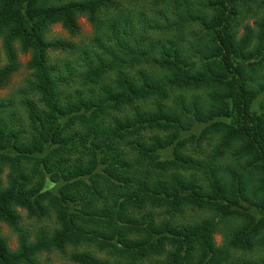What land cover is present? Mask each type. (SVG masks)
Returning a JSON list of instances; mask_svg holds the SVG:
<instances>
[{
  "label": "trees",
  "instance_id": "16d2710c",
  "mask_svg": "<svg viewBox=\"0 0 264 264\" xmlns=\"http://www.w3.org/2000/svg\"><path fill=\"white\" fill-rule=\"evenodd\" d=\"M185 2L174 13L204 35L191 62L119 0H0V90L30 55L25 83L0 99V224L20 243L10 250L0 228V264L52 252L74 264H264V0ZM82 16L103 56L52 60L78 57L50 34L77 35ZM19 208L53 227L30 240ZM187 212L197 219L176 223Z\"/></svg>",
  "mask_w": 264,
  "mask_h": 264
},
{
  "label": "rangeland",
  "instance_id": "374dc122",
  "mask_svg": "<svg viewBox=\"0 0 264 264\" xmlns=\"http://www.w3.org/2000/svg\"><path fill=\"white\" fill-rule=\"evenodd\" d=\"M118 1V0H117ZM123 2V8L131 13L133 20L135 21L136 15L139 14V11H144L145 16L149 18V21L152 23H158L160 25L158 27V36L162 37V40L165 43L169 42L170 39H176V42L179 44H183L187 55V61L191 62L190 59L197 60V56L192 58L193 52L197 48V40L201 39L203 34H200L197 31V22L194 21L193 18L188 17L186 19L181 20V15L174 13V10L181 9L182 6L186 7L188 5L185 0H131L129 4H127L124 0H119V4ZM253 7L256 8V5L253 4ZM136 12H135V10ZM263 17L262 13H253L249 14L247 18L243 21L242 27L240 28L239 34H245V25H249L252 28H256L257 19ZM80 31L77 35H71L67 31H65L61 25H56L52 27L50 37L51 38H59L65 41H70L75 45L80 46L81 52L77 54V58L75 56H69L68 53H54L52 54V60L55 59H65L69 58L74 63L84 62L85 60L98 59V52L103 56V46L96 45L93 47V38L95 35V31L87 17L82 16L78 19ZM175 23H180L182 25H186L187 29L183 32L171 31L176 25ZM174 25V26H173ZM162 27V28H161ZM161 28V29H159ZM175 33V34H174ZM170 37V39H169ZM68 61V59H66ZM30 61L29 54H21L20 62L23 65V68L13 76L11 84L4 90H0V99L9 97L12 93L21 87L28 76V71L26 70V65ZM4 60H2V63ZM79 65V64H78ZM175 94V95H174ZM168 103H171L175 97L179 95V92H175ZM177 95V96H176ZM191 150L190 145H188V149ZM9 169H6L5 173L2 175V180L4 186H8V175ZM22 223V228L29 234L30 240H35V233L38 232L41 228L47 229L53 227V220L44 219V221L40 222L35 218H30L28 216L27 211L23 209H17ZM192 212H187L178 218H175L176 223L178 224H186L191 222L197 217H192ZM1 235L7 241L8 247L12 251H16L20 248L19 236L16 234L8 225L5 223L0 224ZM215 241L218 246H221L224 243V236L219 234L215 235ZM40 264H74L70 261L67 256L52 252L50 254L43 253L39 257Z\"/></svg>",
  "mask_w": 264,
  "mask_h": 264
}]
</instances>
